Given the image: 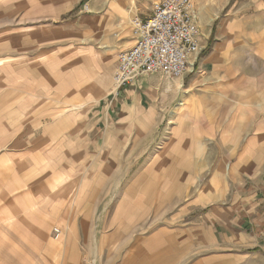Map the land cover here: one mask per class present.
Returning a JSON list of instances; mask_svg holds the SVG:
<instances>
[{
	"label": "crops",
	"instance_id": "0c3cea01",
	"mask_svg": "<svg viewBox=\"0 0 264 264\" xmlns=\"http://www.w3.org/2000/svg\"><path fill=\"white\" fill-rule=\"evenodd\" d=\"M84 3L0 0V264H264V0L112 102L150 12Z\"/></svg>",
	"mask_w": 264,
	"mask_h": 264
},
{
	"label": "built area",
	"instance_id": "2783aa9c",
	"mask_svg": "<svg viewBox=\"0 0 264 264\" xmlns=\"http://www.w3.org/2000/svg\"><path fill=\"white\" fill-rule=\"evenodd\" d=\"M84 8L87 10L88 6ZM194 10V0H157L147 17H132L135 42L130 49L118 55L110 102L120 97L123 89L134 85L145 73L184 75L189 55L201 47V27ZM61 233L60 227H54L53 238L59 239Z\"/></svg>",
	"mask_w": 264,
	"mask_h": 264
},
{
	"label": "rangeland",
	"instance_id": "374dc122",
	"mask_svg": "<svg viewBox=\"0 0 264 264\" xmlns=\"http://www.w3.org/2000/svg\"><path fill=\"white\" fill-rule=\"evenodd\" d=\"M91 4L84 3L82 8L84 11H88V9H92V3L94 0H87ZM239 0H194V7L198 17H196L199 26L201 27V32L203 33L204 29L207 25L213 24L215 20L223 13V8L225 7V11L233 6L235 2ZM88 4V9L85 10L84 6ZM138 8L141 12L147 11L150 12L152 8L151 4L148 3V0H137ZM101 10L100 8H97ZM134 41V39L132 38ZM113 57L107 58V62L110 63ZM53 236V234H52Z\"/></svg>",
	"mask_w": 264,
	"mask_h": 264
},
{
	"label": "bare ground",
	"instance_id": "6f19581e",
	"mask_svg": "<svg viewBox=\"0 0 264 264\" xmlns=\"http://www.w3.org/2000/svg\"><path fill=\"white\" fill-rule=\"evenodd\" d=\"M194 15H195V17H198V14L196 13V11H194Z\"/></svg>",
	"mask_w": 264,
	"mask_h": 264
}]
</instances>
